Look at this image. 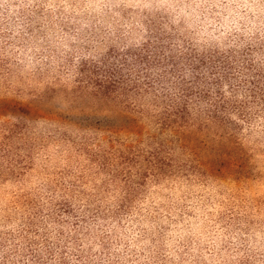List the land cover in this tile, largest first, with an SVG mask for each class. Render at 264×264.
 <instances>
[{
    "label": "rangeland",
    "instance_id": "374dc122",
    "mask_svg": "<svg viewBox=\"0 0 264 264\" xmlns=\"http://www.w3.org/2000/svg\"><path fill=\"white\" fill-rule=\"evenodd\" d=\"M171 57L220 120L193 93L174 130L157 84L87 77ZM261 95L264 0H0V264H264Z\"/></svg>",
    "mask_w": 264,
    "mask_h": 264
},
{
    "label": "trees",
    "instance_id": "16d2710c",
    "mask_svg": "<svg viewBox=\"0 0 264 264\" xmlns=\"http://www.w3.org/2000/svg\"><path fill=\"white\" fill-rule=\"evenodd\" d=\"M146 50H148V45L139 48V51L136 54H134L135 55L134 60H136L135 63L137 64L143 63L147 65L146 68H150L151 63H149V60L146 54L144 53ZM183 54L186 55V52ZM154 55L156 56V52L154 53ZM187 60L192 62L193 59L191 57H188ZM198 60H199L197 62L198 64L199 62H201V64L206 63L205 57H201L200 59L198 58ZM243 62L245 64H243L241 67L242 71H244L248 65L247 60L245 61L244 59ZM174 63H175L174 58L171 57L170 61L168 60V62L166 63L168 66L170 65L169 67L170 72H167L166 74H162L163 75L162 77L160 76L159 78H155V79H151L150 76H148V72L145 71L144 72L145 75L141 77L143 80L138 79L131 82L130 79H125L122 76V74H120L118 71L113 69L109 71L107 76H104V78H99V74L97 70H93L92 72L93 78L92 76L89 75L87 77L89 78V80H92L95 85L98 86V90H100V92H103L102 90H105V92L114 91L116 88H119L120 85L121 86L125 85V87H123V89L125 88V90L127 89V87L133 85L138 92L142 90L146 91L148 88L154 91L155 88H153V84L154 83L157 84L159 86L158 92L159 94H161L165 103L163 106V112L161 114L159 123L162 126L171 124V126L174 127V130L178 129V127H180L181 125H185L188 123V119H189L188 117L190 116L189 101L193 98L192 97L193 93L195 94L196 97L199 98V101L203 100L206 101V103H210V107L214 106L215 109L213 110H211V108L207 109L208 112H211L209 116L212 118L211 120L213 119L218 120L223 114H225L224 112L227 110L228 104H230L233 101V99L223 94L218 83L216 82L214 83V87L216 91L214 98L211 97L209 90L206 88L199 89L197 90V92H195L192 86L193 83L188 80L190 78H187V76L183 74L179 69L172 68ZM219 63L221 64V67H223V69H227L226 64L228 65L232 62H229L228 58L225 56L222 59H219ZM198 66L199 65L193 67V69L195 70L194 72L196 74L198 73L200 74V71H197L199 68ZM140 73L143 72L140 71ZM172 74H176V76L175 75L173 76H175L178 79V83L176 82L174 86H167L168 85L167 77H170V75ZM212 76L214 77V73L212 74ZM249 84H253L252 87H256V85L254 84H257V82L256 80H253V81H249ZM204 85L205 84H203L202 87H204ZM253 91H255L254 93H256V90ZM157 96L158 95L155 94V97ZM259 97L262 98L264 96L261 95Z\"/></svg>",
    "mask_w": 264,
    "mask_h": 264
}]
</instances>
